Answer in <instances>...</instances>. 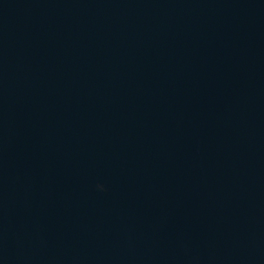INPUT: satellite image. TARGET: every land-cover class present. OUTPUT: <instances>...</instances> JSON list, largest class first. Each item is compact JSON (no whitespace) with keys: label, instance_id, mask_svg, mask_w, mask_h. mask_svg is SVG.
I'll return each instance as SVG.
<instances>
[{"label":"water","instance_id":"1","mask_svg":"<svg viewBox=\"0 0 264 264\" xmlns=\"http://www.w3.org/2000/svg\"><path fill=\"white\" fill-rule=\"evenodd\" d=\"M0 264H264V0H0Z\"/></svg>","mask_w":264,"mask_h":264}]
</instances>
